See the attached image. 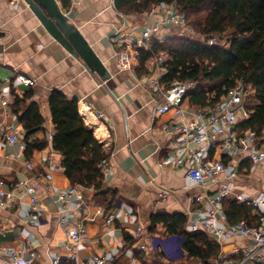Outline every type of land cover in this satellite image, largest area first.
I'll return each instance as SVG.
<instances>
[{"label":"crops","instance_id":"crops-1","mask_svg":"<svg viewBox=\"0 0 264 264\" xmlns=\"http://www.w3.org/2000/svg\"><path fill=\"white\" fill-rule=\"evenodd\" d=\"M58 3L80 28L111 76L102 81L95 75L48 32L24 0H0V177L9 189L23 180L36 186L44 212L38 216L32 209L26 185L15 189L12 205H0V264H10L6 247L22 250L24 257L28 256L27 250H36L39 256L33 264H54L59 255L63 256L61 264H73L75 261L67 258L66 245L72 240L61 225L64 217L73 226H85L80 259L103 254L110 258L106 264H204L192 262L181 248L167 254L171 236L166 228L158 224L157 230L150 232L149 227L152 216L157 214L182 213L188 218L187 224L191 222L192 212L202 207L199 197L227 183L226 173L220 181L204 188L186 176L185 168L161 166V160L175 147L176 136L163 131L160 125L170 122L172 112L156 119L153 116L159 94L147 75L156 71L157 65L152 58L146 60L143 68L141 61L132 69H120L117 64V51L131 43L135 33L146 25L161 22L163 15L125 14L116 8L115 0H69V7L62 0ZM128 28L134 33H127ZM168 32L172 30L163 26L161 34ZM18 73L33 78L35 84L26 86L16 81ZM54 89L78 97L81 114V107L88 104L96 115L92 121L82 114L111 153L110 166L104 172V193L78 185L77 193L62 196L73 184L65 173L63 155L52 142L55 125L49 98ZM28 90H33L29 103L38 102L45 119L44 129L34 136L49 140L45 149L36 150L30 157L19 144L9 142L6 135L9 124L25 135L12 105L16 94L22 96ZM98 119L103 125L98 124ZM53 163L57 165L52 166ZM235 163L228 164V170L239 172L234 180L236 189L251 196L263 193L264 161L255 162L243 152ZM47 172L52 179L43 176ZM162 188L172 194L163 198ZM109 217H113L112 222L107 221ZM139 226L146 236L147 250L126 245L125 232L137 239ZM219 226L224 223L219 222ZM210 237L220 245L221 252L232 257L233 264H238L247 238L235 236L219 242ZM154 238L157 246L153 245Z\"/></svg>","mask_w":264,"mask_h":264},{"label":"trees","instance_id":"trees-1","mask_svg":"<svg viewBox=\"0 0 264 264\" xmlns=\"http://www.w3.org/2000/svg\"><path fill=\"white\" fill-rule=\"evenodd\" d=\"M62 2L69 7V0ZM173 2L188 24L205 39L191 38L182 35L183 30L172 29L174 34L164 43H155L154 49L165 52L168 58L161 81L167 88L175 80L195 81L196 87L189 91L185 102L199 109L216 103L239 80L252 83L257 92L246 100L249 115L239 120L237 129L250 130L257 140L264 139V0H115V6L122 13L140 15L157 4ZM212 37L217 38L218 43L209 45L206 40ZM150 56V52H142V68ZM32 97L33 90L22 96L16 94L12 105L25 130L27 157L49 145L47 138L34 136L44 129L45 119L40 104L29 103ZM49 103L55 125L53 147L63 155L68 179L73 185L94 187L104 193L105 173L100 164L111 153L80 113L79 98L54 89ZM224 205L232 223L255 219L251 207L239 206L230 199H226ZM187 220L182 213L153 215L149 231L155 232L158 224H163L171 236L170 247L175 251L183 249L192 262L207 263L217 258L221 253L220 245L204 231H188ZM125 242L131 246L136 238L125 232Z\"/></svg>","mask_w":264,"mask_h":264},{"label":"built area","instance_id":"built-area-1","mask_svg":"<svg viewBox=\"0 0 264 264\" xmlns=\"http://www.w3.org/2000/svg\"><path fill=\"white\" fill-rule=\"evenodd\" d=\"M155 12H160L163 15L162 21L146 25L140 33L136 32L134 40L117 51V64L120 69H132L140 64L142 52L146 51L151 53L150 58L157 65L156 71L147 75L148 82L154 85L159 94L153 116L156 119L172 112L173 118L170 122L160 125L163 131L176 136L175 147L161 160L160 165L185 168L186 176L204 188L220 181L225 173L228 180L227 183L220 185L217 191L213 193L205 191L199 197L202 207L192 212L193 218L187 224V230L190 232L204 231L219 242L231 237L243 236L247 238L248 243L241 250V259L238 264H264V192L257 196H251L237 190L234 180L238 177L239 172L236 169L228 170V164L237 165L235 163L236 157L243 152L249 153L255 162L264 161V139L257 140L250 130L240 132L237 129L239 120L249 115L246 100L254 97L257 89L252 83L242 79L237 82L232 90L212 105H206L205 108L199 109L186 103L187 94L196 87V82L193 80H175L170 87H165L161 78L166 71L168 58L165 52H157L153 46L155 43H164L165 39L173 34L172 32L161 34L163 26L168 29L177 28L189 31L197 36L200 34L188 24L186 17L179 12L175 2L157 4L145 14ZM126 31L129 34L134 33L132 28H128ZM122 34L126 35L125 32ZM206 43L212 45L218 43V39L212 37L206 40ZM16 81L26 86L35 84L33 78L23 73L17 74ZM84 106L85 110L93 113L88 104ZM80 110L85 115L82 107ZM94 116L96 115L94 114ZM100 116L102 118L101 113H99ZM6 135L9 142L17 143L21 149L26 150L27 142L21 130L16 126L7 125ZM29 165L34 167L33 162H29ZM56 165L57 163L52 164V166ZM100 165L105 172L110 166L109 158L103 159ZM43 176L52 179V174L49 172ZM22 185L27 187L32 209L38 216H42L44 212L39 206L37 188L25 180L20 181L14 189H9L6 180L0 177V205H12L15 200V189ZM78 190V185H73L66 192H63L62 196L77 193ZM161 194L163 198H167L172 192L167 188H162ZM226 199L236 202L239 206L251 207L255 219L252 221L244 220L239 223L230 222L224 205ZM107 221L112 222L113 217H109ZM219 222H223L224 226L220 227ZM61 225L67 230L72 240L66 245V250L68 251L67 258L75 261L73 264H106L110 261V258L103 254H93L86 259H80L79 247L85 232L84 224L73 226L71 221L64 217L61 219ZM142 230V227L139 226L133 247L147 250V239L142 234ZM1 236L2 229L0 228V238ZM152 242L154 246H157L158 240L156 238ZM167 249V254L173 253V248L169 246ZM27 251L28 256L24 257L23 251L20 249L4 248V252L9 256L10 264H33L39 253L34 249ZM62 261L63 256L59 255L54 259V264H61ZM233 263L235 261L231 256L221 252L217 258L210 259L204 264Z\"/></svg>","mask_w":264,"mask_h":264},{"label":"water","instance_id":"water-1","mask_svg":"<svg viewBox=\"0 0 264 264\" xmlns=\"http://www.w3.org/2000/svg\"><path fill=\"white\" fill-rule=\"evenodd\" d=\"M36 14L48 32L67 50L81 58L87 67L103 81L111 73L101 57L58 0H24Z\"/></svg>","mask_w":264,"mask_h":264},{"label":"rangeland","instance_id":"rangeland-1","mask_svg":"<svg viewBox=\"0 0 264 264\" xmlns=\"http://www.w3.org/2000/svg\"><path fill=\"white\" fill-rule=\"evenodd\" d=\"M155 13H157V12H155ZM150 14L151 13H149V14H144V16L145 17H149L150 16ZM178 30V31H181V30H179V29H177V28H171V29H169V30ZM181 33H182V35H186V36H188V37H191V38H195V39H204V37L203 36H197L196 34H193V33H191V32H189V31H181ZM173 34H174V32H173Z\"/></svg>","mask_w":264,"mask_h":264},{"label":"bare ground","instance_id":"bare-ground-1","mask_svg":"<svg viewBox=\"0 0 264 264\" xmlns=\"http://www.w3.org/2000/svg\"><path fill=\"white\" fill-rule=\"evenodd\" d=\"M84 108H85V106L83 105L82 110ZM83 112L85 113V116H86L87 119H92V121L96 120L94 114L91 111H87V110L84 109ZM98 124L103 125V123L100 120H99Z\"/></svg>","mask_w":264,"mask_h":264}]
</instances>
